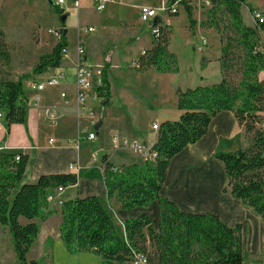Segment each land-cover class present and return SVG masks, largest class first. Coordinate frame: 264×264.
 Returning <instances> with one entry per match:
<instances>
[{"label":"trees","instance_id":"trees-1","mask_svg":"<svg viewBox=\"0 0 264 264\" xmlns=\"http://www.w3.org/2000/svg\"><path fill=\"white\" fill-rule=\"evenodd\" d=\"M178 1L185 6L193 31L196 20L188 0H168L166 5L169 8ZM202 1L209 10L201 25L214 29L220 37L222 80L177 90L181 114L177 120L160 123L152 147L157 153L154 160L117 166L103 158L108 199H115L125 210L148 207L157 201L158 226L154 227L152 218L142 213L123 221L121 232L108 202L98 195L77 196L60 206L59 232L70 253L89 252L99 256L101 264H125L138 253L146 255L151 247L157 251L160 264H244L241 224L232 227L214 213L183 211L161 194L171 160L201 139L218 113L232 111L245 131L248 146L215 154L225 171L224 190L264 220V79L259 78L264 71V22H245L241 9L247 0ZM169 12L178 15L179 11ZM62 26L60 39L51 52L40 56L34 74L63 64L62 50L69 41L64 22ZM157 26L154 45L135 59V68L176 73L178 59L169 48L172 27L162 21ZM10 62L11 47L0 27V109L6 111L7 129L13 123L27 126L29 109L23 81L4 74ZM108 68L104 67L97 87L98 96L104 99L111 94ZM28 163L26 153L0 151V253L2 236L8 232L15 264H43L29 257L40 233L35 219L45 221L54 212L48 202L50 193L60 186L76 185L79 178L72 173L43 174L35 182H22Z\"/></svg>","mask_w":264,"mask_h":264},{"label":"crops","instance_id":"crops-1","mask_svg":"<svg viewBox=\"0 0 264 264\" xmlns=\"http://www.w3.org/2000/svg\"><path fill=\"white\" fill-rule=\"evenodd\" d=\"M49 1L53 6H56L53 0ZM78 1V7L74 5L75 0H69V4H71L72 8L78 9L80 15L84 1ZM124 1L126 3H131V5L138 10L140 5L147 4L143 2L140 3L138 0ZM167 1L168 0H164L163 2L167 3ZM67 2L68 0H66L65 5H67ZM109 3L118 5L124 2ZM257 8L261 9L264 13V5H259ZM13 13H15V9H12V3L9 2V0H0V27H2L6 33L7 29L14 27L12 25L15 20ZM121 18H123V15H121ZM162 19V24L170 25L168 19ZM120 20L122 22L121 28L123 29L124 26L126 27L127 32L130 31L127 28L125 20ZM254 22L255 20L253 19V22L246 23L253 24ZM64 24L68 31L66 22H64ZM150 25L153 26L152 23H150ZM79 27H82L80 23ZM194 30L192 32H194ZM93 32H95V30ZM93 32L85 33L83 38L88 61L87 48H90L89 51H94H92L93 57H91L92 61L90 63L104 59L105 56L102 57L100 55L99 46L103 48L102 44L111 41V37L117 39L120 38L118 32V35H115L113 32L114 34L108 33L98 37L90 36ZM140 32L141 34L137 40H141L143 36L142 31ZM121 34H124V32ZM216 35L218 36V41L216 39V41L212 42L210 45L200 48L198 56H195L197 71L192 73V76L196 79L189 87L209 85L222 80L223 75L219 61L221 55V42L219 34L216 33ZM150 42V45L141 48L139 55L136 56V58L154 45V40ZM76 46L71 47L68 45L69 57L63 60V64L60 67L52 68L39 74L33 73L31 75L23 74L22 77H9L16 81L21 80L25 85L26 94L29 98L27 126L13 123L10 125L9 129H7L6 111L0 109V113L2 114L0 117V151L23 152L29 155V163L24 175L27 182H35L43 174H76L79 181L76 185L64 188V191L61 194V198L63 196V201L77 196H100L112 207L118 220L119 231L121 232H124L123 221L130 217H136L142 213H147L152 218L153 226L157 227L159 222V204L157 201H154L148 207H137L132 210H125L121 208L120 203L115 199H108L107 189L103 181V162L100 163L98 157V152L100 150H107L103 142L93 156H97L96 163L99 170H93V172H91L90 168L93 164L84 158V155L86 153L89 154L90 150L83 151L80 149V144L82 142L85 143L86 141H89L86 138L87 133H84L82 128L88 127L89 130L91 124L94 122L96 123L98 120L93 121L90 119L91 116L89 113L92 111L88 107V104L85 107H79L77 104ZM170 50L172 51V48H170ZM60 70H64L65 76L60 78L59 84L55 86H46L43 90L37 89V84L46 81L50 76L58 73ZM153 70L154 69L137 71L140 74H145ZM193 70L194 69L192 68L191 71L194 72ZM259 78L264 79V71L259 73ZM109 82L111 89L110 78ZM126 86L129 87L127 88V92L130 94L131 85L126 83ZM97 87L98 85L95 83L90 91V96L87 101H89V99L91 101H100L101 99L102 103H104L105 99H109L104 105L112 103V95L110 94V97L105 99L98 96ZM186 88L176 87L174 89L176 98L177 90H183ZM62 93H65L66 96L62 97ZM36 95L41 96V102L38 106L33 105V99ZM133 103L134 104L129 101V106H136V103ZM138 108L141 112L150 113L148 114L149 121L147 120V122L144 123L145 129L143 136L136 132L133 120L130 117L131 115L125 112H123L121 118H129L130 125L125 129L121 127L119 129V134L120 136L128 135L133 142H141L150 148L153 147L158 139V129L152 127L153 123L157 122L160 124L166 120H177L181 114V111L177 107V99V110L175 111H171L164 106L160 107V109L152 110L147 109L145 105L142 106L140 104H138ZM48 109L52 110V112L47 111ZM159 110L162 112H159ZM132 111L134 113V109H132ZM154 114L155 116H153ZM262 115L264 118V113ZM99 122H101L99 128H102L104 121ZM150 122L151 125H149ZM74 133H76L79 145H77L78 142L71 144L68 141L69 137L74 135ZM118 139L121 142L126 140L124 137H118ZM246 146H248V139L243 127L238 124L234 113L232 111H222L218 113L212 120L207 133L196 143L185 147L171 160L167 178L162 186L161 194L174 201L183 211L214 213L232 227L241 224L244 264H264V220L251 207L245 205L241 199L235 198L228 190H224L226 185L225 171L222 163L215 157L217 152L235 151ZM115 149L130 150L137 156V159L114 163L108 156V153H106L103 157H107V160L114 165L118 166L121 164H133L144 161L143 156L139 152L129 147L120 145L119 147L115 146ZM70 164H74L75 166H78V168L75 167L71 169ZM69 189H73L74 192L65 194ZM51 209L54 212L45 221L40 222L37 219H35V221L39 222L40 231L44 227L49 228V224H51L52 221L57 222L58 224V231L53 244L54 262L56 264H101L100 257L93 253L80 252L72 254L67 250L59 232V226L62 220L60 206H55ZM146 256L147 264H160L159 255L155 249L150 247ZM125 264L132 263L127 262Z\"/></svg>","mask_w":264,"mask_h":264},{"label":"rangeland","instance_id":"rangeland-1","mask_svg":"<svg viewBox=\"0 0 264 264\" xmlns=\"http://www.w3.org/2000/svg\"><path fill=\"white\" fill-rule=\"evenodd\" d=\"M83 1L79 15V10L72 8L69 0L67 5L63 6L64 10L62 12L53 6L49 0H9L12 3V9H15V13H13L15 20L12 24L14 27L7 29L6 33L7 43L11 47V62L8 67L4 68V74L8 77H22L23 74H33V69L39 62L40 56L51 52L57 42V37L49 33L48 30L56 29L63 22H66L68 28V41L71 47H75L78 43L79 23L82 28L95 27V32L90 36L98 37L108 33L118 35L117 32L120 34L119 39L111 37V41L102 44L103 48L99 46L100 55L105 56L103 60L100 59L90 63L94 51H89L90 48H87L88 62L94 68V71L100 69L101 74H103L104 67L109 66L107 74L110 76L112 95V103L107 105H104L101 99L100 101L89 99L86 103V106L88 104L92 111L90 119L93 121L98 120L96 123L104 121L103 127L98 130L95 128V122L91 124L87 132L82 129L84 133L94 131L97 135L95 140L80 144L81 150H90L89 154L84 155V158L88 162H92L93 166L90 171L93 172V170H99L97 160L93 161V156L102 142L107 149L104 151L108 153L114 163L137 159V156L130 150L115 149V146L122 145L120 142L119 144L114 143L113 136L115 135L124 137L128 142H133L130 136H120L119 134L121 127L125 129L130 125L129 118H121V115L123 112L131 115L136 132L143 136L144 123L147 120L149 121L148 114L150 113L141 112L138 104L145 105L147 109L152 110L160 109L163 106L171 111L177 110V98L174 89L176 87L186 88L194 83L193 81L196 78L192 76V73L197 71L195 56H198L200 48L210 45L216 39L218 41V36L214 29L201 25L202 20L208 17L209 10V5L202 0H188V4L193 7V18L196 20L194 32L190 29L183 4L178 7V15H172L166 7V2H163L164 0H138L140 3L151 4L156 8L165 7L161 9L159 15L164 20L168 19L169 26L172 27L170 48L177 56L179 67L177 73H163L153 70L140 74L135 68V59L141 48L150 45V41L154 40L155 36L152 33L151 22L141 21L139 10L124 0L120 1L124 3L118 5L108 3L102 11L97 10L99 4L97 0ZM259 5H264V0H247L246 4L243 5L242 13L247 23L253 22L255 12L263 13L261 9L257 8ZM121 15H123V18H121ZM120 19L125 20L130 31L127 32L124 26L123 29L121 28L122 22ZM140 31H142L143 36L141 40H137L141 34ZM123 32L124 34H121ZM84 36L85 33L83 32L82 37L84 38ZM192 68L194 72L191 71ZM126 83L131 85L130 94L127 92L129 87L126 86ZM129 101L132 104L135 102L136 106L130 107ZM132 109H134V113ZM159 112L162 111L159 110ZM149 125H151V122ZM261 125L264 129V120ZM68 141L71 144L77 143L76 133L69 137ZM22 182H27L25 177H23ZM71 192H74V190L69 189L65 194ZM49 204L50 209L61 206L59 202H50ZM57 231L58 224L54 221L49 224V228H42L29 253V257L40 259L43 264H56L53 256V244ZM0 255L1 264H15V252L8 232H4L2 236Z\"/></svg>","mask_w":264,"mask_h":264},{"label":"built area","instance_id":"built-area-1","mask_svg":"<svg viewBox=\"0 0 264 264\" xmlns=\"http://www.w3.org/2000/svg\"><path fill=\"white\" fill-rule=\"evenodd\" d=\"M55 5H57L61 10H63V6L66 3V0H53ZM98 1V5H97V10L98 11H102L106 8V5L109 2H120L121 0H97ZM74 5L76 7L79 6V1L75 0ZM165 6V5H164ZM167 7V5H166ZM179 7V1L172 4L169 8L167 7L168 11L171 12H176L177 9ZM165 7L162 8H156L152 5L149 4H142L139 6V10H140V19L143 22H151L153 23L154 19L160 14L161 9H164ZM255 21H259L261 23L264 22V14L260 13V12H255L254 13V18ZM64 27L62 25L58 26L56 29H49L48 32L54 34L57 37V41L60 39L61 37V31ZM79 32H78V43L76 46V100H77V104L79 107H85L87 100L90 96V91L93 88V85L96 83L97 85H99L101 83L102 80V74L100 69H97L96 71H94L93 67L91 66V64L88 62L87 60V56H86V48H85V43H84V39L82 37V33H88V32H93L95 30L94 27H87V28H82L79 27ZM159 31V28L157 25H153L152 26V33L153 35H157ZM69 57V49L68 47H65L62 50V58L63 60L67 59ZM65 76V72L64 70H60L58 73L50 76L46 81L41 82L39 84H37V89L38 90H43L46 86H55L57 84H59V80L60 78H63ZM62 97H65L66 94L62 93L61 94ZM41 102V96L40 95H36L33 99V105L38 106ZM47 111H51L52 110H47ZM90 115H92V112L89 113ZM2 116V114L0 113V117ZM152 127L154 129H159L160 124L157 122H154ZM83 131L87 132L88 131V127L86 128H82ZM96 133L94 131H89L87 133V140L92 141L96 138ZM113 141L115 144H119V142L126 146V147H130L132 149H134L137 152H140V154L143 156L144 160L146 159H151L154 160L157 156V153L152 150V148L147 147L146 145H144L141 142H132L129 143L127 140H123L122 142L118 139L117 136L113 137ZM79 145V142L78 144ZM18 159V158H17ZM97 160V156L94 157V161ZM78 168V166H75L74 164H70V168ZM64 191L63 187H58L56 188L52 193H50L48 195V202L52 203V202H59L60 204L63 203V200L61 199V194ZM123 224V223H122ZM132 264H147V256L141 253L136 254L134 260L131 262Z\"/></svg>","mask_w":264,"mask_h":264},{"label":"water","instance_id":"water-1","mask_svg":"<svg viewBox=\"0 0 264 264\" xmlns=\"http://www.w3.org/2000/svg\"><path fill=\"white\" fill-rule=\"evenodd\" d=\"M161 21H162V18H161L160 15H158V16L154 19V21H153L152 24H153V25H157V24L160 23ZM108 101H109V99H105L104 104H106ZM100 126H101V122H98V123L96 124L95 128L98 130ZM106 153H107V152L104 151V150H100V151L98 152V157H99V161H100V163L103 162V158H104L103 156H104Z\"/></svg>","mask_w":264,"mask_h":264}]
</instances>
